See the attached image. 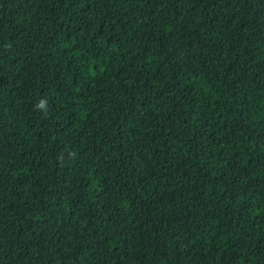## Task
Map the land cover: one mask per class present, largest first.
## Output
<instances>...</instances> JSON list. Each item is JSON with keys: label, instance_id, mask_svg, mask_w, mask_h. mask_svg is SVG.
Here are the masks:
<instances>
[{"label": "trees", "instance_id": "16d2710c", "mask_svg": "<svg viewBox=\"0 0 264 264\" xmlns=\"http://www.w3.org/2000/svg\"><path fill=\"white\" fill-rule=\"evenodd\" d=\"M0 264H264V0H0Z\"/></svg>", "mask_w": 264, "mask_h": 264}, {"label": "clouds", "instance_id": "9594fccd", "mask_svg": "<svg viewBox=\"0 0 264 264\" xmlns=\"http://www.w3.org/2000/svg\"><path fill=\"white\" fill-rule=\"evenodd\" d=\"M39 107L42 109L44 107V102H41Z\"/></svg>", "mask_w": 264, "mask_h": 264}]
</instances>
